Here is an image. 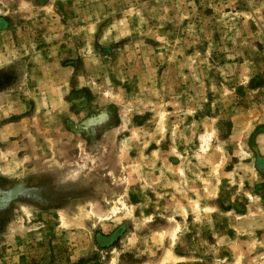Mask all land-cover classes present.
<instances>
[{
	"label": "rangeland",
	"instance_id": "374dc122",
	"mask_svg": "<svg viewBox=\"0 0 264 264\" xmlns=\"http://www.w3.org/2000/svg\"><path fill=\"white\" fill-rule=\"evenodd\" d=\"M0 264H264V0H0Z\"/></svg>",
	"mask_w": 264,
	"mask_h": 264
}]
</instances>
